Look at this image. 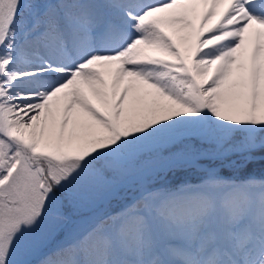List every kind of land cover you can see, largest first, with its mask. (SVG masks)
<instances>
[{
    "label": "snow or ice",
    "instance_id": "snow-or-ice-1",
    "mask_svg": "<svg viewBox=\"0 0 264 264\" xmlns=\"http://www.w3.org/2000/svg\"><path fill=\"white\" fill-rule=\"evenodd\" d=\"M0 264H264V0H0Z\"/></svg>",
    "mask_w": 264,
    "mask_h": 264
},
{
    "label": "trees",
    "instance_id": "trees-1",
    "mask_svg": "<svg viewBox=\"0 0 264 264\" xmlns=\"http://www.w3.org/2000/svg\"><path fill=\"white\" fill-rule=\"evenodd\" d=\"M85 214H86V210H85Z\"/></svg>",
    "mask_w": 264,
    "mask_h": 264
},
{
    "label": "bare ground",
    "instance_id": "bare-ground-1",
    "mask_svg": "<svg viewBox=\"0 0 264 264\" xmlns=\"http://www.w3.org/2000/svg\"><path fill=\"white\" fill-rule=\"evenodd\" d=\"M203 9H201V11H202Z\"/></svg>",
    "mask_w": 264,
    "mask_h": 264
}]
</instances>
